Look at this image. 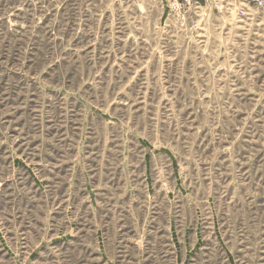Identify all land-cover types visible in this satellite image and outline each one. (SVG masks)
Returning a JSON list of instances; mask_svg holds the SVG:
<instances>
[{"label": "rangeland", "instance_id": "rangeland-1", "mask_svg": "<svg viewBox=\"0 0 264 264\" xmlns=\"http://www.w3.org/2000/svg\"><path fill=\"white\" fill-rule=\"evenodd\" d=\"M0 0V264H264V7Z\"/></svg>", "mask_w": 264, "mask_h": 264}, {"label": "built area", "instance_id": "built-area-1", "mask_svg": "<svg viewBox=\"0 0 264 264\" xmlns=\"http://www.w3.org/2000/svg\"><path fill=\"white\" fill-rule=\"evenodd\" d=\"M212 1H218V0H212ZM222 1H227L228 4H231V2L242 1L248 4H253L257 7H264V0H222ZM168 3L171 11L181 12L187 7L197 5L199 2L197 0H168Z\"/></svg>", "mask_w": 264, "mask_h": 264}]
</instances>
